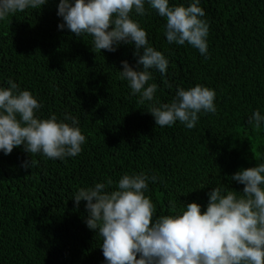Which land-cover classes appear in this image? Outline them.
I'll return each mask as SVG.
<instances>
[{
  "label": "trees",
  "instance_id": "16d2710c",
  "mask_svg": "<svg viewBox=\"0 0 264 264\" xmlns=\"http://www.w3.org/2000/svg\"><path fill=\"white\" fill-rule=\"evenodd\" d=\"M59 2L0 21V89L11 80L30 91L40 119L55 115L71 126L64 117H76L86 142L79 155L55 160L30 157L23 146L0 151V264H107L102 239L85 223L87 202L77 208L73 200L81 188L110 178L113 191L125 174L155 176L144 192L155 220L190 203L206 211L215 187L242 193L244 185L231 177L264 163V125L256 131L249 122L256 110L264 115V0H200L209 25L207 57L187 42L170 44L166 19L147 3L146 15L130 13L169 61L166 74L149 70L159 104L170 103L179 88L216 92V112L199 113L193 129L179 121L159 127L148 113L153 102L140 104L119 76L123 61L142 70L134 44L95 53L92 36L59 28ZM192 2L169 0V6ZM31 158L35 166L25 170Z\"/></svg>",
  "mask_w": 264,
  "mask_h": 264
},
{
  "label": "clouds",
  "instance_id": "9594fccd",
  "mask_svg": "<svg viewBox=\"0 0 264 264\" xmlns=\"http://www.w3.org/2000/svg\"><path fill=\"white\" fill-rule=\"evenodd\" d=\"M48 2L0 0V21ZM146 3L166 19L165 36L170 44L187 42L207 57L209 25L201 19L205 11L199 6L200 0H193L188 7H170L169 0H60L57 15L64 22L59 28L67 27L77 38L92 36L95 53L115 52L121 43L134 44L137 66L142 70H134L123 61L120 78L129 82L133 95H140V104L153 102L148 113L159 127L179 121L193 129L199 113L216 112V92L196 85L188 90L179 88L170 103L155 100L158 86L148 84L152 79L149 70L166 74L169 61L149 45L147 32L130 18L133 10L139 16L146 15ZM8 83V89H0V151L8 155L23 146L30 157L42 153L53 160L81 153L86 137L75 126L79 124L76 117H64L71 120V126L58 122L55 115L40 119L35 110L41 105L32 93L20 91L11 80ZM249 122L259 131L264 115L256 110ZM35 163L31 158L22 167L27 170ZM150 179L156 181L155 176L143 173L125 174L117 190H107L113 183L109 178L107 184L96 183L74 194L77 208L81 201L87 202L85 223L102 239L100 248L107 264H264V163L231 177L244 185L242 193L215 187L208 194L206 211L202 212L198 203H190L178 214L155 216V220L154 205L144 195Z\"/></svg>",
  "mask_w": 264,
  "mask_h": 264
}]
</instances>
